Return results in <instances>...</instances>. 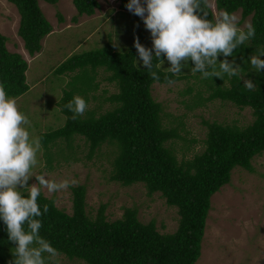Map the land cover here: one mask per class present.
Returning a JSON list of instances; mask_svg holds the SVG:
<instances>
[{
	"label": "trees",
	"instance_id": "trees-1",
	"mask_svg": "<svg viewBox=\"0 0 264 264\" xmlns=\"http://www.w3.org/2000/svg\"><path fill=\"white\" fill-rule=\"evenodd\" d=\"M6 1L18 15L16 34L23 49L33 57L40 51L42 39L51 32L38 1L55 5L58 0ZM117 1L120 9H126L128 0ZM71 4L78 17H90L98 9L96 0H71ZM214 6L219 13L239 11L240 22L249 18L254 26V38L228 59L241 64L247 72L244 78L257 87L250 91L243 86V80L235 76L200 78L208 95L204 98L197 90L191 96L192 105L215 100L230 103L239 110L249 109L252 121L245 127L202 121L206 129L203 149L190 159L177 157L171 145L184 140L176 129L162 124L161 105L151 96L153 85H169L165 77L178 82L188 76L163 72L154 60L151 71L157 73L159 80H153L148 69L134 66L137 53L134 46L124 53H116L110 42L102 49L73 55L54 70L56 75L75 73L76 76L84 69L91 73L99 69L106 74L104 81L115 86L116 93L100 98L108 102L110 108L97 115L88 110L74 121L65 105L75 96L84 98L86 103L88 99H97L93 93L98 84L95 78H70L67 90L57 103L65 119L64 125L39 135L43 149L47 150V145L58 140L70 149L75 137L87 144V157L101 146H109L112 153L109 181L122 187L141 184L147 196L158 194L167 207L175 209L178 217L175 231L161 234L152 221H138L134 209H124L119 219L108 221L103 215L104 206H100L91 217L85 210L82 186L70 189L69 214L57 209L52 198L40 194L38 204L42 213L44 204L49 207L48 212L38 218L42 222L40 235L66 260L81 264H195L210 211V197L228 184L234 168L253 171L251 160L264 152V70L254 72L247 61L258 49L264 48V0H214ZM202 9L208 19L214 21L207 4H202ZM57 20L62 22L59 14ZM70 22H76V18L72 17ZM6 41L0 34V83H4L7 94L16 99L28 90L24 75L27 63L19 54L6 50ZM221 59L224 57H218ZM183 93L190 96L193 90L186 88ZM46 160L49 163L50 158ZM22 192L27 194V191ZM14 247L0 221V264H8L13 259Z\"/></svg>",
	"mask_w": 264,
	"mask_h": 264
},
{
	"label": "rangeland",
	"instance_id": "rangeland-1",
	"mask_svg": "<svg viewBox=\"0 0 264 264\" xmlns=\"http://www.w3.org/2000/svg\"><path fill=\"white\" fill-rule=\"evenodd\" d=\"M96 2L98 9L92 16L78 17L71 0H58L55 5L38 1L51 32L40 42V51L29 57L16 34L18 15L15 8L6 0H0V34L7 40L6 50L19 54L27 63L24 75L28 90L16 101L20 111L30 120L28 131L34 137L64 125L65 119L57 103L72 77L95 78L98 84L93 93L97 99H88L86 111L93 110L97 115L111 107L100 99L116 93L115 86L104 81L105 73L99 69L93 73L84 69L76 76L75 73L56 75L54 70L62 62L73 55L102 49L109 42L113 51L124 53L133 46L134 37H138L143 46L151 48L150 33L140 17L127 9H120L117 0ZM206 4L215 19L219 12L215 10L214 0H207ZM57 14L62 18L61 23L57 20ZM233 14L240 21L239 11ZM72 17L76 18V22H70ZM245 23H249V18L241 21L239 26L243 28ZM135 60L139 61L137 53L134 66L142 68V64L136 65ZM193 66L189 61L188 67L181 69L179 76H188L186 80L171 85H153L151 88L152 98L161 105L162 124L176 129L184 140L174 141L171 145L177 157L183 156L184 159H190L203 149L206 129L202 121L236 127H245L252 121L249 109L239 110L230 103L218 100L193 107L191 96L197 90L204 98L208 95L203 83L199 82L201 76L191 72ZM157 67L168 72L170 64L165 59L163 65ZM193 75L198 79H194ZM186 88H192L190 96L183 93ZM185 106L190 108L186 109ZM87 155V144L79 137L73 139L70 149L60 140L47 145V150L42 147L33 175H44L57 182L63 179L76 182L56 193H48L41 188V194L52 198L57 209L69 214L70 189L82 186L85 190V210L91 217L100 206H104L103 215L108 221L119 219L124 209H134L138 221H152L159 233L171 234L175 231L178 219L176 211L167 207L158 194L147 196L141 184L122 187L109 181L112 158L109 146L103 145L90 157ZM46 157L50 158L49 163ZM251 166V173L234 168L228 184L210 197V211L195 264H264V152L251 160ZM33 183H36L35 177L28 181L29 185ZM23 190L28 192V189ZM56 264L81 263H73L59 256Z\"/></svg>",
	"mask_w": 264,
	"mask_h": 264
},
{
	"label": "clouds",
	"instance_id": "clouds-1",
	"mask_svg": "<svg viewBox=\"0 0 264 264\" xmlns=\"http://www.w3.org/2000/svg\"><path fill=\"white\" fill-rule=\"evenodd\" d=\"M207 0H128L125 7L140 17L145 29L150 33L151 48L143 46L138 37H134L133 46L139 61L149 70L151 78L158 81L159 76L153 68V61L161 67L166 59L170 64L168 72L179 76L182 68L191 61L192 73H200L202 79L224 75L239 77L248 90L257 87L247 75L241 64H237L234 52L255 36L251 23L239 26V17L227 11H221L213 20L208 19L202 4ZM246 29V30H245ZM224 59L218 60V57ZM264 48L251 55L248 63L254 72L264 70ZM163 57V59H162ZM245 61H242L244 64ZM169 85L175 81L168 79ZM84 98L75 96L65 108L72 112L71 119L76 120L87 110ZM31 122L20 111L17 101L10 97L4 83H0V221H3L8 240L12 242L13 259L8 264H56L60 253L49 241L40 235L42 222L39 217L49 210L47 204H38L41 188L48 193L64 191L76 182L63 179L55 181L44 175H33L38 165V155L42 150L40 137H34L28 131ZM35 177L36 183L28 184ZM225 186V185H224ZM22 189H28L25 195Z\"/></svg>",
	"mask_w": 264,
	"mask_h": 264
}]
</instances>
